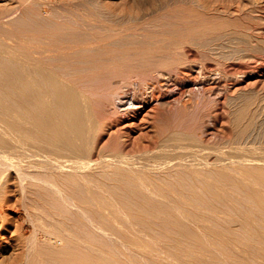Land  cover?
<instances>
[{"label": "bare ground", "instance_id": "obj_1", "mask_svg": "<svg viewBox=\"0 0 264 264\" xmlns=\"http://www.w3.org/2000/svg\"><path fill=\"white\" fill-rule=\"evenodd\" d=\"M8 1L10 0H0V6L1 3ZM13 1L15 2V0ZM31 1L34 0H16V6L13 5L12 8L16 9L15 11L22 7L26 9L25 6ZM34 2L32 3L34 4ZM102 2L104 3V1ZM36 6L38 5L36 4ZM28 8L30 10L32 4L31 8L30 4ZM221 8V13L223 11L229 13L231 7H225V10L223 7ZM32 11L31 13L29 11L30 16ZM218 12L220 13L218 8L213 5L209 6L207 18L205 16L207 24L204 28L196 26V23L193 24V20L192 22L188 19L195 26L186 34V30L183 31L184 33L182 32L183 34L177 32L175 38L180 43H189L193 47L185 52L188 58H194L203 52L206 59L201 66L197 67L196 65L192 71L191 79L181 78L177 85L190 86L188 90L195 96H193L195 99L197 96V102L198 99L205 98L210 102H215V105L217 104L221 108L215 109L217 110L215 114L209 117V126L204 131H202L203 128H201V132L198 130L199 123L195 127L196 129L190 126L191 124L185 127L181 124L179 128L172 127L174 122L167 126L163 122H167L168 125L170 122L164 119L165 121H160L159 125L161 126L156 129L154 139L148 140L146 135L149 133L147 132L146 135L143 133L142 137L147 139L146 144L139 142L138 145L135 144L136 146H130V143L124 139L120 140L121 136L124 134L130 136L135 130L136 122L133 121L143 108L153 105L151 108L157 110L158 105L164 107L167 104L170 105L169 109L172 111L173 107H180L178 105L179 97H172L174 94L163 96L160 95L161 91H158L160 96H156L158 87L147 83L150 79L146 76H149L159 85L158 80L164 76L162 68L167 66V59L162 58L164 63L156 62L157 67H153L154 69L150 70L149 75H146L145 71L142 73L139 70V73L136 72L137 75L134 74L136 78L132 81V75L127 76V70L133 66L134 58H130L132 55L128 54L126 55L129 58H125V54L122 53L124 56L121 57L125 59L120 61L122 58L120 57V60L117 58L120 63L115 64L119 66L110 71L108 69L106 72L109 76L101 74L105 77H98L99 80L95 77L98 81L95 82L99 83L97 85L101 87H105L104 83L108 84L106 81L110 79L113 81V78H120L126 83L128 82L126 85L136 84L140 81L139 83L144 89L150 90L145 95L138 89L132 96L125 97V94L120 96L117 89L107 92L108 94L104 92L106 95H103V90L100 88L103 96H98L102 98L101 104L98 103L102 107L108 108L109 113H106L109 115L107 116L113 118L112 121L114 120L110 124L108 122L102 124L96 119L99 113L95 112L90 104L94 93L92 94L91 91L82 92L81 88L78 89L75 85L83 78L77 79L75 77L77 75H73V71L78 69L79 65L80 69L85 68L82 67L81 61L87 60L86 56L82 60L76 59L75 63L81 62L79 65L76 64L77 66L69 64L70 58L67 56L68 51V55H70V50L74 49H70L71 43H77L78 46L81 44L80 48L83 47L82 44L92 46L97 44L100 40L93 37L95 35L93 32L94 35H91L93 38L90 34L86 35L90 33L88 31L85 36H82H90V40L80 39V36L77 39L74 38L78 35L76 32L71 30L70 33L67 28L64 29L65 32L62 29L64 25L59 26L64 31L62 33L59 29L62 33L61 38H64L63 40L68 43L71 42L70 47H68L69 44L67 46L69 50L66 49L67 47L64 49V51L68 50L65 51L66 57L62 58L63 54L59 53L62 55L59 57L60 59H58V55H50L53 51L51 49H56L51 48L53 45L50 44L52 42L50 40V43L45 42L50 47L39 44L40 46L33 48L34 50L31 52L25 47L28 44L23 46L22 43L25 42L21 41L20 43L19 36L18 39L16 37L17 40L11 37L12 44L15 43L13 46L10 42L11 46L0 40V261L5 258L2 251L10 254L9 258L4 259L0 264H5L14 258L17 246H19V250L23 249V258H29L28 263L37 262L41 258L46 261L44 264L51 262H55L54 264H162L164 258L161 257H166L162 256L163 254L166 252L173 254L176 251L175 255L170 256L173 257L172 260L169 259L170 257L168 258L170 261L176 258V264H264V86L262 84L259 89L252 85L250 90L243 87V83L254 77L257 69L261 68L260 66L264 63L263 48H260L255 41L251 40L252 43H245L241 39V42L244 43L240 45L236 43V46L233 43L235 31L232 32L233 28L226 24L224 19L218 17ZM36 13L37 11L34 12V14ZM38 13L40 14V11ZM41 14L40 17L36 14L37 21L33 17L32 21L36 22H34L35 25L41 23L38 21L40 20L38 18L42 19ZM234 14L237 15L236 12ZM2 16L0 17V29L7 21L13 22L15 14L11 16L2 14ZM195 16L194 14V18ZM45 18L47 20V17H44L43 20ZM15 20L13 24H18L21 19L16 18ZM27 20L29 22V18ZM61 20L64 19L61 18ZM197 20L199 21L198 17ZM201 20L203 21V18ZM21 24L23 23L21 22ZM91 25L92 28L93 25ZM51 26L56 28L50 23L46 31L36 28L37 33L32 27L31 30H34L32 32L35 36L36 34L44 36L45 33H49L51 37V33L55 29ZM32 32L30 33L31 37H34ZM262 36L264 38V34ZM38 39L32 40L34 41L32 44H35ZM107 39V37L104 38L106 43H108ZM149 39L151 42L150 37ZM17 41L27 51L24 48L21 49L20 44L17 48ZM58 47L62 48L59 45ZM57 50L55 51L57 52ZM62 50L60 49V51ZM86 51L84 54L87 55L86 53L90 52L87 58H91L90 56L96 49L91 47ZM107 52H104L105 55L115 56L110 53L111 51L108 52L111 55L106 54ZM130 52L128 51L129 54ZM145 54L147 55V53ZM141 55L138 54L139 57ZM200 55L202 54L200 53ZM81 56H83V52ZM115 58L116 56L114 59L111 57L113 60ZM140 58H144V54ZM95 59L97 62V58ZM56 62H61L62 65ZM95 62L89 63L90 68L86 65L90 72L92 67L95 66L94 69L98 70V67L101 66ZM144 62L142 63L144 64ZM54 63L59 66L56 68L49 66V64L53 66ZM148 63L151 65L153 62ZM173 64L175 63L173 62ZM105 65L106 63H104V67ZM104 67L103 70L99 69L101 73L107 69ZM138 67L136 65V68ZM100 68L102 69V67ZM136 68L132 67L131 69L136 71ZM167 68L166 70L169 69ZM99 70L96 73H99ZM129 71L131 70L129 69ZM165 74L167 75V73ZM81 75L83 77V74ZM88 75L90 77L85 80L92 84L93 82L89 80L91 74ZM85 83L80 86L83 87V84L85 86ZM111 84L113 85L114 82ZM93 87L94 89H92ZM93 87L89 86L92 91L95 90V85ZM159 87L161 86L159 85ZM96 90L93 91L96 92L94 95L97 94ZM98 92L100 93V91ZM195 99L192 100L195 101ZM162 101L164 104L161 103ZM195 104L197 105L196 101ZM166 109L169 111L168 108ZM179 110H182L179 111L181 112V115L179 113L180 117L187 119L190 116H186L190 111L185 113L183 109ZM176 111L178 110L176 109ZM172 113L178 114L171 112V116ZM195 113L198 114L193 111V114ZM176 114L174 115L175 120L179 118ZM183 118L181 119L183 120ZM190 120L187 124L192 122ZM114 123L116 129L112 132L111 126ZM162 123L165 125L162 126ZM225 124L227 128L224 126ZM218 125L221 129L217 128ZM109 127L110 129H107ZM104 133L106 136L108 135L106 139ZM111 133L113 134L111 135ZM149 153H156V155L149 159L147 156ZM106 157H109L110 160H106ZM36 170H39V173ZM38 192L41 193L37 194ZM49 198H52L51 200L57 198L61 204L49 205ZM53 202H57V200ZM15 211H23L26 214L24 218L31 225V235L28 233L29 236H26L25 225L20 223V219L17 221L18 219L16 220L13 216ZM37 211L38 214L35 213ZM69 211L70 215L67 216ZM24 214L23 216H25ZM162 237L168 241L163 240ZM95 238L103 239L105 247L106 245L111 246L112 251L109 247V250L105 251L107 247L104 250L102 248L104 245L101 246V241L99 240L100 244L98 240H94ZM148 238L153 243L159 240L164 242L161 241L163 245L158 247L159 250L155 254L151 253L150 255L147 252L149 249H154L146 248L148 245L142 239L148 240ZM254 244H258L259 247ZM252 247L261 250L262 253L252 250ZM248 249L252 252L249 253ZM113 252L115 253L112 254ZM192 253H196L197 256ZM141 257H144L141 260L142 263L138 260ZM183 257L189 258V261L185 259L183 261ZM163 261L166 262L165 259Z\"/></svg>", "mask_w": 264, "mask_h": 264}, {"label": "rangeland", "instance_id": "obj_2", "mask_svg": "<svg viewBox=\"0 0 264 264\" xmlns=\"http://www.w3.org/2000/svg\"><path fill=\"white\" fill-rule=\"evenodd\" d=\"M12 3H11V2ZM10 1H8V2H3V3H1L2 5L1 6H3V7H1L0 6V17H3L2 16V14L4 15V16H11V15H13V14H15V16H14V18H13V22L11 21H7L5 24H4V26L0 29V40L1 41H3L2 43H4V44H6L7 43V45L9 44L10 45V43H11V45L13 46V44H15V43H13L12 44V42L13 41H11L12 40V38H15L16 39V37H17V39H18V36L20 37V39H19V41H20V43H21V41L23 42H25V43H22V44H24L23 46H25L26 44H28V45H26L25 47H27L28 49V51H30L31 52V50L33 51L36 47H38V46H40L39 44H41V46H48V45H46L47 43H45L46 41L47 42H49L50 43V41H52L50 44H52L51 46V48H56V49H58L59 51H60V49H63L62 51H58L57 50V52L55 51L56 49H51V50H53L52 52H51V54L50 55H55V56H57L58 57V59H60L59 57H62V55H60L59 53H61V54H63V57L62 58H64V56L66 57V53H65V51H68L69 49H68V47H70V45L72 44V46L70 47V49H72V48H74V49H72V50H70V55H68L69 54V51H68V54H67V56H69V58L71 59H69V61H68V63L69 64H74V65H76L77 63H75L77 60L76 59H78V60H82L83 59V57L84 56H86V58L85 59H87V60H82L81 62L84 64L85 63V65H83V64H81L82 65V67L84 66L85 68V70L83 69H80V61H79V64H77V65H79L78 66V69H76L75 71H73V75H77V76H75V77H77V79H81V78H83L82 80H87L88 79V77H90L88 74L90 73L91 74V79L89 78V80H91V82H93L92 84L91 83H88L89 81H82V80H79L78 82H77V84H75L77 87H78V89H80V91H82V92H87V91H91L92 92V94L94 93H96V92H93V91H95L97 88H98V90H96L97 91V94L99 93L98 91H100V93L99 94H101V95H94L93 94V96H91V97H93V99L90 97L89 99L91 100H89V99H87V100H89L90 101V104L92 105L91 107L93 108V110L95 111V112H97V113H99V115L97 116L98 118H96L97 120H98V122H100V123H111V122H113L112 121V119H111V117L110 116H107V115H109V114H107V113H109L108 111H107V107H102L100 104H101V99L102 98H99L100 96L102 97L103 95H106V94H104V92L105 93H107V92H109V91H112V90H116V91H118V93L120 94V96L122 95L123 96V94H125L124 96L126 97V96H128V95H130V96H132L134 93H135V91L137 92V90L138 89H140L141 90V92L144 94L145 93V95H146V93L148 92V91H150V90H146V89H144V87H142L141 85H140V81L139 82H137V80H136V84H131V85H126L127 83H126V81H123L122 79H120V78H113V81H111L112 79H110V80H108V81H106V82H108V84L106 83H104V85H105V87H107V88H105L104 86L103 87H101L100 85H97V84H99V83H97L98 81H97V79H98V77L99 78H102V77H105V76H102L101 74H106V75H108L107 74V70L109 69V71L113 68V69H115V68H117L119 65H116L117 63L119 64L120 62L119 61H117L118 59L120 60V57L121 56H124L123 54H125V58H129L126 54H128L129 56L130 55H132V56H130V58H134V64H133V69H135L136 68V65H137V67L138 66H140V67H138V68H136V71L135 70H133V69H131V68H128V70H127V76H131L133 79H131L132 81H134L135 80V76H134V74H136L137 75V73H139V72H142V73H145L146 75H149V73H150V70H152V69H154V68H156L157 67V65L159 64V62H163L164 63V60L165 59H167L166 60V63H167V66L166 67H164V68H162V71H163V73H164V76H165V78H164V76L162 77L161 76V79H159L158 80V83H159V85L162 87H159V85L157 84V81H155V80H153L152 81V77L150 78L149 76H146V77H148V79H150V80H148L147 81V83L148 84H152V85H154V86H157L158 87V89H157V92H156V96H158L159 95V93L160 92H158V91H161V94L160 95H166V96H170L171 94L173 95H171L172 97H174V98H178L179 97V101H178V105H180V107L178 108H175V107H173V109H172V111H171V109H169V107H170V105L168 106L166 103V105L163 107V106H159L158 105V109L155 111L153 108H151L153 105H149V106H146L145 108H143L142 109V111H140L139 113L140 114H138V116L134 119V121L133 122H136V124H134V131L131 133V135L130 136H132V137H130V136H127V135H123V136H121V140L120 141H122V139H124V141H127L128 143H130L129 145L130 146H136V145H138L137 143H139V142H144L145 144H146V140L148 139V140H151V139H154L155 138V132L157 131L156 129L159 127V126H161V125H159L160 124V121H168V122H170L169 123V125H168V123L167 122H163V123H165V124H167V126H170V125H172V127H181V124H182V126L183 127H185V126H189L190 124V126H193V128L194 129H196L195 127L197 126V124H198V126H197V128H198V130H200V132H201V128H203V130L202 131H204L206 128H207V126H209V117L211 116H213L214 114H215V112L218 110V109H220L221 107H219L217 104L215 105V102H210V100H208V99H202V98H200V99H198V102H197V96H196V99L194 98L195 96L194 95H192V93L188 90V89H190V86H188V85H177V83H179L180 81H179V79H185V80H188V79H191V77H192V75H193V73H192V71L196 68V65H197V67L198 66H201L203 63H205V61H206V59H205V53H203V52H200L202 55H200V53L196 56V57H194V58H188L187 57V55H185V52L186 51H188V50H190V48H193V47H191V45H189V43H180V41L179 40H177L175 37H176V34H178L177 32H179V34L181 33V34H183L184 32H185V30L187 31V32H185V34L186 33H188V31L193 27V26H200L201 28L203 27L204 28V26H206V24L207 23H205L206 22V18H207V15H208V8H209V6H211V5H213L215 8H218V11H220V13L222 12L221 11V7H223L224 9L223 10H225V7H228V8H230V11H229V13H225L224 11H223V13H217V15H218V17L219 18H222V19H224L223 21H225L226 22V24H228L231 28H233L232 29V32H234V39H233V43L237 46V44L238 45H240V44H243L244 42L245 43H252V41H255L259 46H260V48L262 47L263 49H262V56H264V38H263V34H264V32L263 33H261L262 31H264V0H255V1H253V0H102V1H104V3L102 2V1H100V0H34V1H31L29 4H30V8H31V4H32V10H34V11H32L31 9L29 10V8H28V5H26L25 6V8L26 9H24L23 7L21 8V9H17V11H15L12 7H13V5H15L16 6V4H15V2H16V0H15V2L13 1V0H10ZM253 1V2H252ZM258 1V2H257ZM13 2H14V4H13ZM32 2H34V4L32 3ZM88 2V3H87ZM101 2V3H100ZM106 2V3H105ZM256 3V5H255V3ZM7 3V4H6ZM11 3V4H10ZM93 5H91V4ZM249 3V4H248ZM253 3H254V5H253ZM259 3V4H258ZM4 4H5V6H4ZM36 4L38 5V6H36ZM88 4V5H87ZM102 4V5H101ZM251 4V5H250ZM89 5H90V7H89ZM98 5V7H96ZM263 5V6H262ZM36 7V8H34V7ZM40 6V7H39ZM100 6V7H99ZM102 6V7H101ZM256 8H254V7ZM240 7V8H239ZM258 7V8H257ZM260 7V8H259ZM7 9H8V12L6 13V11H7ZM13 9V10H12ZM42 9V10H41ZM47 9V10H46ZM57 9H58V11H57ZM254 9V10H253ZM261 9V10H260ZM30 11V13H31V11H32V14H34V12H36L37 11V13L36 14H38V16L41 14L42 16V19L41 18H38V19H40V20H38V21H41V23L38 25H35L34 24V22L32 21L33 20V17H35L34 19H36V21H37V15L36 14H34V15H32L31 14V16H30V14H29V11ZM89 10V11H88ZM237 10V11H236ZM240 12H239V11ZM252 10V11H251ZM19 11V12H18ZM38 11H40V14L38 13ZM66 11V12H65ZM70 11V12H69ZM72 11V12H71ZM78 11V12H77ZM82 11V12H81ZM87 11V12H86ZM21 12V13H20ZM28 14H27V13ZM45 12H48V13H45ZM64 12V13H63ZM91 12V13H90ZM232 12H233V15H232ZM236 12V14L237 15H235L234 13ZM2 13V14H1ZM23 13V14H22ZM61 13V14H60ZM68 13V14H67ZM70 13V14H69ZM73 13V14H72ZM80 13V14H79ZM82 13V14H81ZM94 15H93V14ZM225 13V14H224ZM241 13V14H240ZM47 14H49L48 16H47ZM51 14V15H50ZM58 14H60V15H58ZM78 14V15H77ZM84 14V15H83ZM89 16H87V15ZM100 14V15H99ZM189 14V15H188ZM191 14V15H190ZM194 14L198 17V19H199V21L197 20V17L195 16V18H194ZM224 14V15H223ZM229 14V18L227 17V15ZM247 14V15H246ZM253 14V15H252ZM257 14V15H256ZM260 14V15H259ZM16 15H17V17H16ZM70 15V16H69ZM73 15H74V17H73ZM80 15V16H79ZM250 15V16H249ZM255 15V16H254ZM261 15H262V17H261ZM51 16V17H50ZM58 16V17H57ZM60 16V17H59ZM69 16V17H68ZM98 16V17H97ZM101 18H100V17ZM205 16H206V18H205ZM236 16V17H235ZM238 16V17H237ZM243 16V17H242ZM247 16V17H246ZM40 17V16H39ZM44 17H47V20H46V18H45V20H43V18ZM63 17H66V18H63ZM72 17V18H71ZM236 19H235V18ZM18 19V20H20V22L17 24V23H15V24H17V25H15V24H13L16 20L15 19ZM29 18V22H28V19ZM32 18V19H31ZM52 18V19H51ZM61 18L62 19H64V20H61ZM70 18V19H69ZM82 18V19H81ZM104 18V19H103ZM203 18V21L201 20ZM231 18V19H230ZM233 18H234V20H233ZM24 19V20H23ZM51 19V20H50ZM101 19V20H100ZM184 19V20H183ZM193 20L192 22H193V24L194 23H196L195 25H193L192 24V22L191 21H189V20ZM238 19V20H237ZM244 19V20H243ZM23 20V21H22ZM32 22H31V21ZM50 20V21H49ZM179 20V21H178ZM183 20V21H182ZM198 21V22H196V21ZM257 20V21H256ZM45 21V22H44ZM49 21V22H48ZM66 21V22H65ZM70 21V22H69ZM73 21V22H72ZM79 21V22H78ZM81 21V22H80ZM178 21V22H177ZM21 22L23 23V24H21ZM30 22H31V24H30ZM52 22H53V24H52ZM55 22V23H54ZM72 22V23H71ZM77 22V23H76ZM83 22V23H82ZM92 23V25H91V23ZM177 24H175V23ZM191 22V23H190ZM205 24H204V23ZM12 24V25H9V24ZM33 23V24H32ZM36 23V22H35ZM50 23H51V25H54V26H56V28L54 29L52 26V28L54 29V31L51 33L52 34V36L50 37L49 36V33L47 34V33H45V35L43 36V34H41V36H38V34H36V36H35V34L33 35V32L32 31H36V28H40V30H44V31H46L47 29H48V27L50 26ZM89 23V24H88ZM108 23H110V24H108ZM179 23V24H178ZM183 23V24H182ZM21 24V25H20ZM48 24V25H47ZM64 26H63V25ZM66 24H69V26H66ZM71 24V25H70ZM167 24H168V26H167ZM174 24V25H173ZM191 24H192V26H191ZM200 24H204L203 26L202 25H200ZM57 25H58V27H57ZM61 25L63 26L62 27V29L64 30L65 28H67V31L68 32H70L71 33V30L72 31H74V32H76L78 35V37L76 36V37H74V38H77V39H79V36H80V39H84V38H87V39H89L90 40V36L92 35H94L93 37H96L97 38V40H100V41H98V43L97 44H93V46L92 45H87V44H82V48H80L81 47V44H79V46H78V44L76 45L75 43L73 44V43H68V42H66V41H64L62 38H61V34L66 30H62V29H60L59 28V26L61 27ZM90 25L92 26V28L90 27ZM173 27H172V26ZM180 25V26H179ZM14 26H16V27H14ZM24 26H26V27H24ZM95 26V27H94ZM252 26V27H251ZM11 27V28H10ZM31 27H32V29H34V30H31ZM70 27V28H69ZM73 27V28H72ZM87 27V28H86ZM15 28H16V30H15ZM76 28V29H75ZM78 28V29H77ZM79 28H80V30H79ZM81 28H84V29H81ZM94 28H96V29H94ZM171 28V29H170ZM184 28V29H183ZM235 28V29H234ZM237 28V29H236ZM244 28V29H243ZM5 31H4V30ZM20 29H22V30H20ZM62 31V33H61V31ZM173 29H175V30H173ZM183 29V30H182ZM254 29V30H253ZM15 30V31H14ZM56 30V31H55ZM82 30V31H81ZM101 30H103V31H101ZM171 30V31H170ZM180 30H181V32H180ZM261 30V31H260ZM2 31H4V32H2ZM17 31H18V33H17ZM21 31V32H20ZM26 31V32H25ZM38 31V30H37ZM36 31V32H37ZM80 31V32H79ZM83 31H84V35H83ZM90 32V33H87L86 35L88 36V34H90V36L89 37H82V36H85V33L86 32ZM119 31V32H118ZM170 31V32H169ZM173 31V32H172ZM176 33H175V32ZM184 31V32H183ZM256 31H258V32H256ZM10 34H9V33ZM32 32V35L34 36V37H31V33ZM36 32H34V33H36ZM56 32V33H55ZM66 32V31H65ZM80 34H79V33ZM94 34H93V33ZM101 32V33H100ZM122 32H123V34H122ZM183 32V33H182ZM241 32V33H240ZM4 33V34H3ZM7 33V34H6ZM19 33H21V34H19ZM24 33H27V34H29L28 36L26 35V34H24ZM38 33V32H37ZM82 33V34H81ZM110 33V34H109ZM154 33V34H153ZM159 33V34H158ZM174 33H175V36H174ZM258 33V34H257ZM261 33V34H260ZM50 34V35H51ZM102 34H103V36H102ZM105 34V35H104ZM246 36H245V35ZM25 35L27 36L26 38H25ZM48 35V36H47ZM108 35V36H107ZM112 35V36H111ZM152 35V36H151ZM157 35V36H156ZM259 35V36H258ZM5 36V37H4ZM8 38H7V37ZM29 36H30V38H29ZM40 37L39 39H38V37ZM57 36V37H56ZM59 36V37H58ZM73 36V35H72ZM91 36V38H93ZM125 36V37H124ZM127 36H128V38H127ZM131 36V37H130ZM138 36H139V38H138ZM9 37H10V39H9ZM12 37V38H11ZM22 37V38H21ZM42 37H44V38H42ZM48 37V38H47ZM108 38L107 40V42L108 43H106V40H104V38ZM110 37H113L112 39L110 38ZM130 37V38H129ZM135 37V38H134ZM149 37L151 38V42H149L150 41V39H149ZM158 37H160V38H158ZM161 37H162V39H161ZM237 37V38H236ZM248 37H250L249 39H248ZM253 37V38H252ZM28 38V39H27ZM32 38V39H31ZM51 38V39H50ZM58 38V40H56V39ZM7 39H9V40H7ZM16 39V40H17ZM23 39H26V40H23ZM37 40L38 39V41L36 42L35 41V44L33 43L32 44V42H34V41H32V40ZM47 39V40H46ZM109 39H111V40H109ZM139 39V40H138ZM169 39V41H167ZM173 39V40H172ZM238 41H236V40ZM242 41H244V42H241V40ZM50 40V41H49ZM141 40V41H140ZM147 40V41H146ZM163 41L162 43H161V41ZM240 40V41H239ZM248 40V41H247ZM252 40V41H251ZM19 41H17L18 42V45H16V47L17 48H19ZM30 41H31V43H30ZM78 41V40H77ZM81 41H83V40H81ZM118 41H120V42H118ZM155 41V42H154ZM235 41V42H234ZM258 41H260V42H262L261 44H260V42H258ZM10 42V43H9ZM27 42V43H26ZM124 42V43H123ZM153 42V43H152ZM174 42H175V44H174ZM179 42V43H178ZM67 43V44H66ZM104 43V44H103ZM114 43V44H113ZM123 45H122V44ZM152 43V44H151ZM157 43V44H156ZM168 43V44H167ZM173 43V44H172ZM237 43V44H236ZM56 44H58L59 46H61L62 48H60V47H58V45L57 46H55ZM68 44H69V46H68ZM110 46H109V45ZM111 44H113V45H111ZM117 44V45H116ZM124 44H126V45H124ZM129 44V45H128ZM131 44V45H130ZM181 44V45H180ZM10 45V46H11ZM21 45V44H20ZM32 45H33V47H32ZM86 45V46H85ZM98 45V46H97ZM100 45V46H99ZM103 47H102V46ZM106 45H107V47H106ZM115 45H116V47H115ZM143 45V46H142ZM153 45H155V46H153ZM163 45H164V47H163ZM22 46V45H21ZM20 46V48L22 49V48H24V50H26V48L25 47H21ZM68 46V47H67ZM113 46V47H112ZM118 46V47H117ZM128 46V47H127ZM134 46V47H133ZM167 48H166V47ZM181 46H182V48H181ZM48 47H50V46H48ZM67 47V48H66ZM91 48L92 47V49L94 48V50L96 49V51L92 54V56H90L91 58H87L88 56H89V54L88 53H90V52H88V53H86L87 55H85L84 53L85 52H87L86 50H88L89 48ZM97 47H98V49H97ZM104 47H106L107 49H109V47H112V48H110L109 50L111 51H109V50H107L106 48H104ZM115 47V49H113ZM148 47V48H147ZM150 47V48H149ZM30 48V49H29ZM32 48V49H31ZM34 48V49H33ZM68 49V50H65L64 51V49ZM100 48V49H99ZM102 48H103V50H102ZM128 50H127V49ZM135 48V49H134ZM77 49H78V51L80 52H78L77 51ZM105 49V50H104ZM116 50V49H118L117 51H112V50ZM26 50V51H27ZM120 50V51H119ZM124 50H126V51H124ZM150 50V51H149ZM184 50V51H183ZM103 51V52H102ZM106 51H108V52H110L111 54H115V56H116V58H115V60H113L114 59V55H111L110 53H106V54H109V55H111V57L113 58V59H111V57H109L108 55H105V53L104 52H106ZM123 51V52H122ZM128 51L130 52V54L128 53ZM54 52H56L55 54H54ZM63 52V53H62ZM75 52H77V53H75ZM82 52H83V56H81V54H82ZM135 52V53H134ZM142 52V53H141ZM79 53V54H78ZM121 53V54H120ZM123 53V54H122ZM135 54V56H133V54ZM145 53H147V55L145 54ZM163 53H164V55H163ZM138 54H142L140 57H143V54H144V58H140L139 56H138ZM149 54V55H148ZM171 54V55H170ZM179 54V55H178ZM72 55H73V57H72ZM77 55H79V56H77ZM163 55V56H162ZM173 55V56H172ZM204 55V56H203ZM108 56V57H107ZM149 56V57H148ZM166 56V57H165ZM56 57V58H57ZM72 57V58H71ZM103 57V58H102ZM124 57H121L122 59L120 60V61H122V60H124L125 58ZM150 57H152V58H150ZM170 57V58H169ZM178 57V58H177ZM180 57V58H179ZM22 59H24L23 57H21ZM61 58V59H62ZM95 58H97V62H95L96 61V59ZM102 58V59H101ZM118 58V59H117ZM139 59V60H137V59ZM146 58V59H145ZM160 58H161V60H160ZM162 58L164 59V60H162ZM175 58V59H174ZM186 58H188L187 60H186ZM202 58V59H201ZM135 59H136V61H135ZM169 59V60H168ZM177 59V60H176ZM180 59V60H179ZM198 59V60H197ZM204 59V60H203ZM73 60V62H71ZM90 60V61H89ZM144 60H145V62H144ZM185 60V61H184ZM91 61H94L95 62V64H97L98 66H100V67H102V69L100 68V67H98V70L100 69V70H103V67H104V63H106V65H105V71H102V73H101V71L99 70V73H96V71H98V70H95L94 69V67H92L93 66V64L91 65V67H92V69H91V72H90V69H88V68H90V64L89 63H91ZM116 61V62H115ZM141 61V62H140ZM147 61V62H146ZM172 61V62H171ZM183 61V62H182ZM200 61V62H199ZM100 62V63H99ZM104 62V63H103ZM108 62V63H107ZM142 62H144V64L142 63ZM148 62H153L151 65H150V63H148ZM156 62H158V64H155ZM171 62V63H170ZM173 62L175 63V64H173ZM199 62V63H198ZM56 63H58V62H56ZM116 63V64H115ZM140 63V64H139ZM170 63V64H169ZM58 64H61V62H59ZM58 64H56L55 65V63L53 64V66H52V64H49V66L50 67H52V68H56L57 66H59ZM102 64H103V66H102ZM109 64V66H111L110 68H109V66H107ZM146 64V65H145ZM172 64V65H171ZM193 64H195V65H193ZM62 65V64H61ZM76 65V66H77ZM86 65L87 66H89L88 68L86 67ZM121 65V64H120ZM142 65V66H141ZM153 65H155V66H153ZM113 66V67H112ZM130 66V65H129ZM134 66H135V68H134ZM145 66V67H144ZM171 66V67H170ZM191 66V67H190ZM97 67V66H96ZM143 67V68H142ZM154 67V68H153ZM169 69H168V68ZM261 68H259V69H257V73L254 75V77H251L250 79H248L245 83H243V87L245 88V87H247L248 88V90H250L251 89V87H256V88H261L262 86H264V63L260 66ZM166 68L168 69V70H166ZM176 68V69H175ZM112 69V70H113ZM129 69L132 71H129ZM138 69V70H137ZM164 69V70H163ZM173 69V70H172ZM175 69V70H174ZM93 70V71H92ZM140 70V71H139ZM147 70V71H146ZM177 70V71H176ZM89 71V72H88ZM95 71V72H94ZM108 71V72H109ZM139 71V72H138ZM145 71V72H144ZM165 71V72H164ZM173 71H175V72H173ZM104 72V73H103ZM137 72V73H136ZM181 72V73H180ZM259 72V73H258ZM92 73H94L93 74V77H92ZM165 73H167V75L165 74ZM191 73V74H190ZM81 74H83V77H81L82 75ZM85 74H86V76H85ZM96 74V75H95ZM98 74V75H97ZM100 74V75H99ZM187 74V75H186ZM81 75V76H80ZM95 75V76H94ZM191 75V76H190ZM80 76V77H79ZM109 76V75H108ZM107 76V77H108ZM168 76V77H167ZM189 76H190V78H189ZM256 76V77H255ZM87 77V78H86ZM97 79H96V78ZM96 80H95V79ZM176 78V79H175ZM93 79V80H92ZM109 79V78H108ZM76 80V79H75ZM99 80V79H98ZM122 80V81H121ZM166 80V81H165ZM168 80V81H167ZM170 80V81H169ZM259 80V81H258ZM80 81H81V83H80ZM95 81H97V82H95ZM109 81H110V84H109ZM130 81V80H129ZM254 81H255V85H254ZM86 82V83H85ZM112 82H114V84H116V85H112L111 83ZM117 82V83H116ZM123 82V83H122ZM156 82V83H155ZM167 82V83H166ZM80 83V85L82 86V83H85V86H84V84H83V87H85L84 89H83V87H81L80 85L78 86V84ZM88 83V84H87ZM125 83V84H124ZM248 83V84H247ZM87 84V85H86ZM90 84V85H89ZM138 84H139V86H141V87H139L138 86ZM157 84V85H156ZM263 84V85H262ZM93 85H95V90H91L90 88H89V86H91V87H93ZM97 85V86H96ZM102 85H103V83H102ZM111 85V86H110ZM123 85V86H122ZM126 85V86H125ZM165 87H167V88H165ZM177 85V86H176ZM247 85V86H246ZM253 85V86H252ZM258 85V86H257ZM262 85V86H261ZM125 86V87H124ZM131 86V87H130ZM169 86V87H168ZM176 86V87H175ZM250 86V87H249ZM80 87V88H79ZM113 87H115V88H113ZM133 87V88H132ZM89 88V89H88ZM103 90V95H102V90ZM104 88V89H103ZM111 88V89H110ZM123 90H121V89ZM164 88V89H163ZM171 88V89H170ZM92 89H94V87L92 88ZM107 89V90H106ZM144 89V90H143ZM162 89H163V91H162ZM179 89V90H178ZM121 90V91H120ZM131 90V91H130ZM120 91V92H119ZM145 91V92H144ZM189 91V92H188ZM124 92H126V93H124ZM171 92V93H170ZM175 92V93H174ZM165 93V94H164ZM185 93V94H184ZM187 93V94H186ZM86 94V93H85ZM91 94V93H90ZM89 94V95H90ZM91 94V95H92ZM108 94V93H107ZM127 94V95H126ZM170 94V95H169ZM89 95H88V97H89ZM159 95V96H160ZM181 95V96H180ZM187 95V96H186ZM99 96V97H98ZM194 96V97H193ZM96 97V98H95ZM182 97V98H181ZM192 97V98H191ZM199 98V97H198ZM96 99V100H95ZM191 99V100H190ZM195 99V101H196V103H197V105L195 104V101H193V100ZM201 99H202V103H201ZM164 100V99H163ZM185 100V101H184ZM203 100H205V101H203ZM166 101V100H165ZM190 101V102H189ZM98 102H100V104L98 103ZM192 102V103H191ZM209 102H210V104H211V106H210V104H209ZM95 103H97V104H95ZM161 103H163L164 104V102L162 101ZM183 103V104H182ZM186 103V104H185ZM201 103V104H200ZM204 103V104H203ZM206 103V104H205ZM214 103V104H213ZM100 106H99V105ZM190 104V105H189ZM201 106H200V105ZM98 105V106H97ZM196 105V106H195ZM200 107H199V106ZM207 107H206V106ZM209 105V106H208ZM213 105V106H212ZM182 106V107H181ZM184 106H186L185 108H184ZM191 106H192V108H191ZM205 106V107H204ZM215 106V107H214ZM103 109H102V108ZM161 107V108H160ZM190 107V108H189ZM196 107V108H195ZM199 107V108H198ZM209 107V108H208ZM213 107V108H212ZM165 109V111H164V109ZM166 108H168V110L169 111H167V109ZM183 109L184 111L183 112H185V113H187L188 111H190V112H188L189 114H186V116L188 117L189 115L190 116H192V117H188L187 119L185 118H183L182 116L180 117V115H181V112H179V111H182V110H179V109ZM212 108V109H211ZM160 109V110H159ZM163 109V110H162ZM176 109L178 110V111H176ZM188 109V110H187ZM196 109V110H195ZM211 109V110H210ZM215 109H217V110H215ZM97 110V111H96ZM186 110V111H185ZM213 110H215V111H213ZM105 111V112H104ZM153 111V112H152ZM193 111L194 112H197L198 114H193ZM210 111H211V113H212V115H211V113H210ZM107 112V113H106ZM154 112H155V114H154ZM159 112H160V114H159ZM163 112V113H162ZM164 112H165V114H164ZM168 112V113H167ZM171 112H177L178 114H176V113H172L173 115L171 116V114L170 113ZM182 112V113H183ZM209 112V113H208ZM97 113H96V115H97ZM179 113H180V115H179ZM201 115H200V114ZM146 114V115H145ZM149 114V115H148ZM153 114V115H152ZM169 114H170V116H169ZM178 115L179 116V118H177L176 120H175V116L174 115ZM184 114V113H183ZM144 115V116H143ZM165 115H167V116H165ZM185 115V114H184ZM196 115V116H195ZM156 116H157V119H156ZM177 116V117H178ZM185 116V117H186ZM204 116V117H203ZM108 117V118H107ZM174 117V118H173ZM201 117V118H200ZM154 118V119H153ZM169 118V119H168ZM181 118H183V120L181 119ZM105 119V120H104ZM165 119V120H164ZM173 121H172V120ZM191 119V120H190ZM108 120H110V121H108ZM131 120V119H130ZM129 120V121H130ZM145 120V121H144ZM147 120V121H146ZM159 120V121H158ZM171 120V121H170ZM192 121V122H189L188 124H187V122L188 121ZM177 121V122H176ZM181 121V122H180ZM197 121V122H196ZM221 121V120H220ZM150 122V123H149ZM172 122H174V123H172ZM178 122H180L179 124H178ZM222 122V121H221ZM153 123V124H152ZM162 123V126L163 125H165V124H163ZM172 123V124H171ZM186 123V124H185ZM220 123V122H219ZM178 124V125H177ZM227 124V123H226ZM224 125V126H226V128H227V125ZM138 125V126H137ZM152 125H153V127H152ZM154 125H158L157 127L156 126H154ZM195 125V126H194ZM200 126V127H199ZM203 126V127H202ZM116 124L114 123L112 126H111V128H113L112 129V132H113V130H115L116 128ZM144 127V128H143ZM137 128V129H136ZM152 128V129H151ZM160 128V127H159ZM217 128L218 129H221V127L219 128V125L217 126ZM107 129H110V127L109 128H107ZM140 130V131H139ZM197 130V131H198ZM151 134V136H149V134ZM199 132V131H198ZM199 132V133H200ZM143 133H144V135H146V134H148V135H146L147 136V139L145 140V137H142L143 136ZM105 135V139L107 138V136H106V133H104ZM113 133H111V135H112ZM154 136V137H153ZM137 138H139V139H141V140H139V139H137ZM143 138V139H142ZM139 140V141H138ZM142 140H144V141H142ZM136 144V145H135ZM152 154V156H150ZM154 155H156V153H149V154H147V156H149L148 158L149 159H152L153 158V156ZM106 160H110V158L109 157H106L105 158ZM37 172L39 171V170H36ZM39 173V172H38ZM39 193H41V192H38L37 194H39ZM44 193V192H43ZM52 198H49V205L50 204H53L52 206H56L57 204H61V202L57 199V198H55V200H51ZM57 200V202H53V201H56ZM50 201H52V202H50ZM54 204H56V205H54ZM62 206V205H61ZM58 207V206H57ZM57 207H55V209H58ZM59 207H60V205H59ZM54 208V207H53ZM58 210H60V208L58 209ZM20 212V213H19ZM36 214H38L39 212L37 211V212H35ZM70 213V211L68 212V214H67V216L68 215H70L69 214ZM19 214V215H18ZM22 214V215H21ZM23 211H15V212H13V216H14V218L17 220V221H20V223H22L23 225H25V230H24V232H25V234H27L26 236H29V234L31 235V233H32V230H31V225H29L28 224V222L27 221H25L26 219L24 218V217H26V214H24L25 216H23ZM19 217H17V216ZM16 216V217H15ZM23 218V219H22ZM20 219V220H19ZM25 223V224H24ZM30 230H31V233H30ZM29 233V234H28ZM87 239H88V237H87ZM162 239H163V237H162ZM169 239V238H168ZM94 240H100L101 241V243H100V241H99V243L101 244V246L102 245H104V240H103V242H102V240L99 238V239H97V238H95ZM142 240H144V242L146 241V244L148 245V247H146L147 249L150 247V248H154L155 249V251H154V249H149L147 252H149V254L151 255V253L152 254H155L156 253V251L157 250H159L158 249V247L160 248L161 247V245H163V241L162 240H159L160 241V243H159V241H155L154 243L153 242H151L150 240V238H148V240H146V239H142ZM163 240H165V241H168V240H166V238L165 239H163ZM150 243H149V242ZM153 241V240H152ZM163 243H162V242ZM153 243V244H152ZM157 243H159V244H157ZM150 245V246H149ZM154 245H156V246H154ZM159 245V246H158ZM255 246H257V247H259V245L258 244H254ZM151 246H154V247H151ZM107 247V249L105 250L104 248H106ZM106 247H105V245H104V247L102 246V248L105 250V251H108L109 249H111V251H112V247L111 246H108V245H106ZM108 247H109V249H108ZM111 247V248H110ZM156 247V248H155ZM249 248H251V247H249ZM253 249L252 250H255V251H257L258 253H262V251L260 252L258 249H254V247H252ZM21 250H22V252H21ZM151 250V251H150ZM249 250V251H248ZM248 250H246V251H248L249 253L250 252H252V250L250 251V249H248ZM254 251V252H255ZM154 252V253H153ZM175 252L176 251H174L173 252V254L172 253H169V252H166L165 254H163L162 256H166V257H161L162 259L164 258L165 259V263L166 264H176L175 263V260H176V258H174L173 259V261H170V260H168V258L171 256V255H175ZM115 252H113L112 254H114ZM23 249H20L19 250V246H17L16 247V251H15V255L13 256L14 258H12L10 261H7L5 264H11V263H14V264H44V263H46V261H44V259H41V258H39L38 260H37V262H32V263H28L30 260H29V258L28 257H25V258H23ZM149 254H147V253H145V255H147V256H149ZM167 254H169V255H167ZM194 256H197V255H195L194 253H192ZM2 255H3V257H5V258H3V260L4 259H8L9 258V255L10 254H8L6 251H2ZM115 255H117L118 256V254H115ZM256 255V254H255ZM175 257V256H174ZM142 258V257H141ZM141 258H139L138 260H139V262H141V260H143L144 259V257L141 259ZM166 258H167V260H168V262H170V263H168L167 262V260H166ZM173 258V257H172ZM172 258L170 257L169 259H171L172 260ZM186 258V257H185ZM184 257H183V261H185V260H188V259H185ZM149 260L151 259V258H148ZM161 259V260H162ZM163 259V260H164ZM185 259V260H184ZM3 260H1L0 261V263L3 261ZM162 260V264H165L164 263V261ZM40 261V262H39ZM189 261V260H188ZM51 262V261H50ZM171 262H173V263H171ZM187 262V261H186ZM47 263H48V260H47ZM55 262H51L50 264H54ZM142 263V262H141ZM147 264H149V263H147Z\"/></svg>", "mask_w": 264, "mask_h": 264}]
</instances>
